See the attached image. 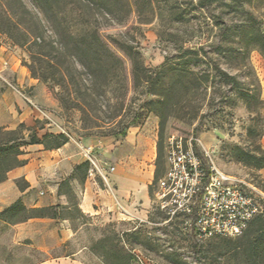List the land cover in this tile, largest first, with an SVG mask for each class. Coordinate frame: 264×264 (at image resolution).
Segmentation results:
<instances>
[{"label":"rangeland","instance_id":"rangeland-1","mask_svg":"<svg viewBox=\"0 0 264 264\" xmlns=\"http://www.w3.org/2000/svg\"><path fill=\"white\" fill-rule=\"evenodd\" d=\"M49 1L54 11L52 20L62 29L69 28L73 37L63 33L54 40L46 38L54 47L45 49L47 58L57 59L56 66H46V62L34 66L41 78H34L28 69L31 61L27 51L0 35V47L12 51L38 82V99L30 90L23 91L37 108L49 114L43 121L67 139L114 137L138 115L135 128L144 138L149 151L147 163L156 179L153 177L147 188L150 204L143 221H108L100 226L97 220L80 214L72 196L69 209L58 211L60 218L70 221L69 231L59 234V247L40 253L0 247V264H24L12 262L23 256L32 260L26 264H35L56 255L71 257L77 264H210L203 250L222 240L197 241L186 218L170 219L156 198L157 183L169 167L168 142L191 141L209 152L219 170L264 192L258 168L245 156L248 152L256 154L259 145L261 106L239 95L254 91L258 74L264 70V0H241L235 12L220 4L201 8L198 0H135V10H129L125 0H110L111 13L97 1L89 7L79 0ZM1 2L26 24L40 21L44 36H48L43 14L32 0ZM91 44L96 46V54L85 51ZM102 45L121 61L119 70L107 59ZM216 46L223 49L220 54L213 52ZM199 48L207 53L204 57L198 51L199 65L187 62L184 52ZM93 56L96 61L87 66ZM210 60L234 76L237 85L221 82ZM149 76L153 78L151 85L147 83ZM89 86L90 91L86 89ZM72 98L81 102L79 109L68 107ZM42 126L43 122L35 125ZM22 134L26 138L28 132H17ZM24 217L25 213L7 215L10 221ZM261 220L264 226V211ZM260 223H251L243 235L230 241L252 237ZM3 249L13 254L3 256ZM5 257L7 262H3Z\"/></svg>","mask_w":264,"mask_h":264},{"label":"crops","instance_id":"crops-1","mask_svg":"<svg viewBox=\"0 0 264 264\" xmlns=\"http://www.w3.org/2000/svg\"><path fill=\"white\" fill-rule=\"evenodd\" d=\"M0 60L9 63L8 69L2 74L4 78L17 87L30 90L33 98L38 99L37 80L29 76L14 53L0 47ZM258 77L263 132L259 145L264 150L263 69ZM48 116V113L37 107L30 108L0 80V128L14 131L23 126L35 130L37 138L41 140L46 133H59L51 123L43 121ZM37 122H43V126L36 128ZM80 147L94 148L99 161L114 168L113 172L106 173L105 181L98 175L89 176L88 170L75 169L86 162ZM21 150L23 154L19 160L25 163L9 170L5 180L0 183V213L17 201L27 210L57 206L69 209L73 196L80 214L97 220L100 226L108 221L134 222L146 219L150 204L147 188L154 174L147 163L149 151L145 148L143 136L138 135V128L130 127L125 137L118 140L114 137L69 138L58 148L45 149L42 144H33ZM258 175L264 182V166L258 170ZM69 225L70 221L62 218H30L13 224L0 221V247L48 252L60 246L59 234H66ZM4 249L3 256L8 257L11 251L6 252ZM6 259L3 262H7ZM12 262L26 264L32 260L23 256ZM35 264H77V261L56 255Z\"/></svg>","mask_w":264,"mask_h":264},{"label":"trees","instance_id":"trees-1","mask_svg":"<svg viewBox=\"0 0 264 264\" xmlns=\"http://www.w3.org/2000/svg\"><path fill=\"white\" fill-rule=\"evenodd\" d=\"M1 1L2 0H0V35L7 36L16 45L20 46L21 48H24L27 51L31 61V63L28 65V69L30 70L34 78H41L42 75L38 72V70L34 66H43V62H46V66H56L54 60L57 59V56L56 57L51 56L50 58H47L45 49L48 48L50 50H53L54 47L52 46L51 41L49 43L46 41V38L50 40L52 39L54 40L63 33L66 34L68 37H73L72 32L69 30V28H63V29L60 28L58 25H56L55 21L52 20V18H54V11L52 10L53 6L49 0H32L33 3L39 9V11L43 14V19L47 24V32L49 34L46 37L44 36L45 32H43L44 30L40 24V21L28 22V24H26V22L21 17H18L17 12L15 10H12L10 6L4 4ZM79 1L84 5H86V7H89L92 3L95 4L97 1L103 7H105L107 13H111L110 10H112L111 8L112 5L109 2L110 0H79ZM240 2L241 0H198L197 5L201 8H205V7L208 8L214 4H220L228 9H231L232 12H235V8L241 5ZM125 5L126 7L129 8V10L131 9L135 10V0H125ZM49 15H51V17ZM216 20L219 21V18H216ZM89 27L92 30L94 29L93 26H89ZM93 33L94 34L97 33L96 28L93 30ZM95 47L96 46L92 44L88 45L85 47V51L86 52L89 51V53H91L92 55L96 54L97 48L95 50ZM102 49H104V53L107 59L110 62L118 65L115 66L114 69L119 70L122 67L121 61L105 45L104 46L102 45ZM198 51H201L204 57L207 55V53L203 50V48H199V50L188 49L184 52L186 55H188V60L186 61L191 62L194 65H199V62L201 60L198 57ZM222 51L223 49L220 46L213 47V52L220 54V52ZM62 53L65 54L66 52L63 50ZM128 55L129 57L132 56L130 52ZM262 56L264 58V42H263ZM246 58L247 57H243V59ZM131 59L132 61H135L134 58ZM95 61H96V57L93 56L92 59H90L91 63H89V65L87 66H92ZM243 61L245 62V60ZM210 63H212V66H215L214 68L217 71V75L219 76L221 82H225L234 87L237 85L236 78L234 76L216 67L218 65L212 62L211 60ZM241 64L245 66L244 63L241 62ZM132 72L135 73V64H133ZM132 80L133 82H135V76L132 77ZM152 82H153V78H151V76L147 77V83L151 85ZM90 88H91L90 86L86 87L88 91H90ZM147 93L150 94V91ZM239 95L244 101L248 102L250 100H254L257 101L260 104V106H262L260 100L259 84L254 89V91L249 90L246 92H240ZM80 105H81L80 101H78L76 98H72L68 107L79 109ZM137 120H138V115L134 116L128 122V124L125 125L117 134H113L114 138L118 140L125 137L127 130L130 127H135ZM261 126H262V121H261ZM23 130L28 132L26 138L24 137V134L19 136L17 135L18 131H23ZM262 133L263 132L259 134V140L262 136ZM67 141H68L67 137L62 133L61 134L46 133L42 137V139L39 140L37 138L35 130L25 129L23 126H19V128H17L14 131H5L4 129L0 128V183L5 180L6 173L9 170L15 167L22 166L25 163L24 160H19V156L23 154L21 150L23 147L33 144H42L45 147V149H53L62 146ZM236 151L242 153L241 150L239 149H237ZM255 153L256 154H251L250 152H248L245 154V156L246 159L248 160V163L256 166L259 170L264 166V150H262L260 145H258V147L255 149ZM75 169L76 170L84 169L85 171H87L89 169V165L87 162H85L77 166ZM154 179H156V175H154ZM63 209L66 208L57 206V207L37 208V209L27 210L22 206V204L19 201H17L14 204H12L9 208L3 210L0 213V221L13 224V223L25 221L30 218L56 219V218H60L58 211ZM47 211H51V213L47 214L46 213ZM18 213H25L26 217L16 221H10L7 218V215L14 217ZM261 217H263V214L255 217L251 221V223L261 222L260 223L261 226H259L258 227L259 230H257L258 233L257 231H255L256 234H254L252 237H248V236L243 237L240 241L237 242H232L230 241V239L215 238V239H221L222 242L216 245L206 246V248H204L203 250L204 257L210 259L211 261L210 264H264V232H263L264 226L262 225Z\"/></svg>","mask_w":264,"mask_h":264},{"label":"built area","instance_id":"built-area-1","mask_svg":"<svg viewBox=\"0 0 264 264\" xmlns=\"http://www.w3.org/2000/svg\"><path fill=\"white\" fill-rule=\"evenodd\" d=\"M8 67L7 60H0V80L30 108L36 109L22 88L4 78L2 74ZM80 150L89 165V176L98 175L105 181L106 173L114 171L97 159L94 148L80 147ZM166 162L169 167L157 183L160 209L170 219L186 218L197 241L237 238L255 217L263 214L264 192L219 170L203 147L198 148L191 141H170Z\"/></svg>","mask_w":264,"mask_h":264}]
</instances>
